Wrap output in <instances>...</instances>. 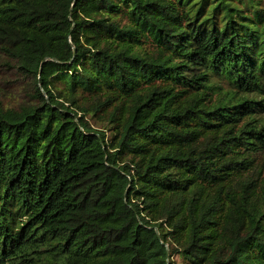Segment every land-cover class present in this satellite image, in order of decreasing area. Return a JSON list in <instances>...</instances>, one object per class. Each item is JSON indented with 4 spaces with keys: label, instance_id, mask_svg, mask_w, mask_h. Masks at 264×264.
I'll use <instances>...</instances> for the list:
<instances>
[{
    "label": "trees",
    "instance_id": "16d2710c",
    "mask_svg": "<svg viewBox=\"0 0 264 264\" xmlns=\"http://www.w3.org/2000/svg\"><path fill=\"white\" fill-rule=\"evenodd\" d=\"M0 54V264H264V0H0Z\"/></svg>",
    "mask_w": 264,
    "mask_h": 264
},
{
    "label": "rangeland",
    "instance_id": "374dc122",
    "mask_svg": "<svg viewBox=\"0 0 264 264\" xmlns=\"http://www.w3.org/2000/svg\"><path fill=\"white\" fill-rule=\"evenodd\" d=\"M33 85L31 79H26L16 72V70L8 68L0 54V103L5 108H17L22 104L30 101L33 96ZM175 264H183L176 256Z\"/></svg>",
    "mask_w": 264,
    "mask_h": 264
},
{
    "label": "water",
    "instance_id": "95a60500",
    "mask_svg": "<svg viewBox=\"0 0 264 264\" xmlns=\"http://www.w3.org/2000/svg\"><path fill=\"white\" fill-rule=\"evenodd\" d=\"M156 231V233L158 234V232H157V230H155ZM166 247V246H165ZM166 250H167V247H166Z\"/></svg>",
    "mask_w": 264,
    "mask_h": 264
}]
</instances>
